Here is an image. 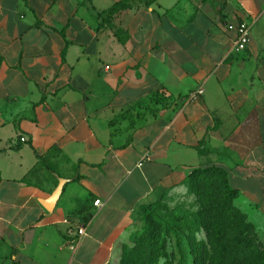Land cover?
<instances>
[{
	"label": "crops",
	"instance_id": "1",
	"mask_svg": "<svg viewBox=\"0 0 264 264\" xmlns=\"http://www.w3.org/2000/svg\"><path fill=\"white\" fill-rule=\"evenodd\" d=\"M122 1L0 0V264H112L199 168L264 217V0Z\"/></svg>",
	"mask_w": 264,
	"mask_h": 264
},
{
	"label": "trees",
	"instance_id": "2",
	"mask_svg": "<svg viewBox=\"0 0 264 264\" xmlns=\"http://www.w3.org/2000/svg\"><path fill=\"white\" fill-rule=\"evenodd\" d=\"M131 3L132 0L119 2L105 15L119 14L129 9ZM189 180L212 181L203 188L199 186L197 193L200 198L198 227L206 240L198 241L193 235L174 228L175 247L166 264H264V244L260 242L254 225L235 207L239 192L230 185L227 171L215 166L199 168L190 174ZM165 231L161 227H150L144 237V243H148L145 255L134 261L137 252L134 249L122 264H159L161 258H167L160 246Z\"/></svg>",
	"mask_w": 264,
	"mask_h": 264
},
{
	"label": "rangeland",
	"instance_id": "3",
	"mask_svg": "<svg viewBox=\"0 0 264 264\" xmlns=\"http://www.w3.org/2000/svg\"><path fill=\"white\" fill-rule=\"evenodd\" d=\"M211 182L208 180H200L199 182L189 180L183 191L165 193L149 204L145 210L137 215L133 229L120 244L117 257L112 264H122L128 253L134 249L137 251L134 261L145 255V248H147L148 243H144V237L147 230L154 226L166 229L160 240V246L163 247V253L164 255L167 254V258H161L159 264H166L173 254L175 242L172 233L174 228L183 230L187 235H193L198 241H205V234L198 227L197 213L200 209V198L197 193L199 186L203 188ZM246 217L256 228L260 242L264 244V217L251 215L249 217L246 215ZM187 244L185 241L184 245L187 246Z\"/></svg>",
	"mask_w": 264,
	"mask_h": 264
},
{
	"label": "built area",
	"instance_id": "4",
	"mask_svg": "<svg viewBox=\"0 0 264 264\" xmlns=\"http://www.w3.org/2000/svg\"><path fill=\"white\" fill-rule=\"evenodd\" d=\"M227 28L230 31H236L237 33V38L235 41L233 52L236 54L245 53L250 43L251 36H252L251 26L247 22H241L237 25H228ZM204 92H205L204 89L201 87L198 90L190 93L187 96V100L189 102L196 101L204 94ZM21 141L24 142L25 139L22 138ZM142 160H145V157H143ZM139 165H142V164L140 163ZM94 204L97 207L102 205L101 201L99 200L96 201ZM85 234H86V226L81 227L80 229H78L77 232L73 228H70L68 230V236L71 237L72 244H75L77 240L83 237Z\"/></svg>",
	"mask_w": 264,
	"mask_h": 264
},
{
	"label": "water",
	"instance_id": "5",
	"mask_svg": "<svg viewBox=\"0 0 264 264\" xmlns=\"http://www.w3.org/2000/svg\"><path fill=\"white\" fill-rule=\"evenodd\" d=\"M60 193H61L60 189H57L50 199L42 203L48 211L53 210Z\"/></svg>",
	"mask_w": 264,
	"mask_h": 264
}]
</instances>
